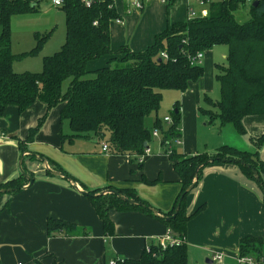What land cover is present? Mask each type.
<instances>
[{
    "label": "trees",
    "instance_id": "trees-1",
    "mask_svg": "<svg viewBox=\"0 0 264 264\" xmlns=\"http://www.w3.org/2000/svg\"><path fill=\"white\" fill-rule=\"evenodd\" d=\"M173 1L169 0L168 5ZM39 2L0 0V117L9 105L16 106L20 113L36 101L46 105L42 119L30 128L25 141L20 140L22 152L27 150V143L34 140L50 109L58 105L62 106L61 120H67L71 129L70 134L63 136L70 140L74 137L94 138L106 141L116 154L142 157L146 153L145 144L152 140L153 130L158 129L163 134L162 145L169 150L173 147V140L181 137L180 102L173 104L172 123L166 128L160 119L148 127L146 119L158 111L165 90L184 92L204 76V66L194 59L197 54L216 45H226L228 49L227 63L216 65L215 78L219 83L220 98L212 100L205 94L210 107H200V112L210 120L218 119L221 124L232 123L243 134L246 133L244 117L264 115V0H260L257 6L249 4L246 22H239L236 17V11L246 5V0H211L207 16L173 22L143 51H134L126 45L116 50L112 48L110 23L120 18L114 0H92L90 6L85 0H62L58 7L65 13V42L59 51L43 57L42 71L17 72L14 62L36 54L51 31L35 34L36 46L30 51L15 54L11 49L10 20L14 14L36 10ZM163 52L167 54L166 58L161 55ZM105 55L110 57L105 65L92 71L88 69L90 61ZM88 73L94 77L85 78ZM69 78V85L62 92V85ZM259 141H264V136L256 143ZM169 155L181 184L169 211H159L151 206L133 188L118 191L142 205L128 203L111 192L103 194L102 191L114 189L110 185L87 190L105 235L115 233V224L109 216V211L115 208L120 211L137 210L166 224L171 235L179 241L165 249L152 243L139 257L119 258L113 264H189L187 224L204 206L188 214L186 204L191 191L188 188L198 184L209 164L236 163L244 175L264 187L261 176L264 174V161L257 151L223 144L212 153L188 155L172 149ZM39 156L44 158L41 154ZM30 158L35 160L37 155ZM49 163L67 179L76 180L58 163L51 159ZM253 168L259 174L258 181ZM29 173L30 177L34 176ZM28 182L22 173L3 183L0 195L15 194ZM47 231L50 236L90 233L86 227L52 217L47 219ZM239 256L261 262L264 260V240L256 236L241 238Z\"/></svg>",
    "mask_w": 264,
    "mask_h": 264
},
{
    "label": "crops",
    "instance_id": "crops-1",
    "mask_svg": "<svg viewBox=\"0 0 264 264\" xmlns=\"http://www.w3.org/2000/svg\"><path fill=\"white\" fill-rule=\"evenodd\" d=\"M152 1L165 4L161 0H147L148 4ZM174 1L171 12L165 7V15L159 11L158 5L148 6L144 16L151 10L153 18L157 16L153 11L155 7L161 19L157 16L158 19L144 32V44L139 46L144 45L142 49L129 44L126 46L134 51H143L150 46L155 36L169 25L166 21L170 15L177 14L181 5L178 0ZM183 1L184 15L181 20L176 19L178 21L189 18L188 0ZM114 2L120 18L110 23L111 46L116 39L130 36L132 27L127 19L132 14L131 9L136 16L139 11L131 6L129 0ZM207 6L199 5L198 13L207 11ZM122 46L125 45L112 48L116 50ZM109 58L105 55L90 61L88 69L92 71L105 65ZM205 78L204 73L201 79L192 83L190 91L181 92V143L173 147L178 153L191 155L200 150L199 126L203 121L200 118L202 106L199 92L202 89L208 91L205 87V80L208 79ZM210 78L211 82L212 73ZM61 107L58 105L50 109L24 152L19 142L25 141L30 128L42 119L46 105L36 101L23 113L16 106L9 105L0 117V186L20 176L22 171L28 176L29 172L34 175L32 184L28 182L15 194L8 192L0 195V264H112L119 258L139 257L144 248L167 233L168 226L137 210L112 208L109 216L115 224V233L105 235L102 222L84 191L109 185L117 190L133 188L141 199L159 211L171 210L181 184L174 161L162 145V137L160 134L153 136L146 148L148 152L142 157L116 154L110 148L104 151L102 145L106 141L79 137L70 140L63 136L70 134L71 129L69 122L60 118ZM154 122L150 116L146 119V126L152 127ZM229 125L232 127L228 130L245 138L248 144L245 150L257 151L264 161V141L256 143L264 136V115L244 117V134L232 123L222 124V134ZM159 137L160 142L156 140ZM213 140L215 147L223 143L238 147L229 144L225 138ZM209 149L212 148L208 146L206 150ZM33 154L37 155L35 160L30 158ZM39 154L44 156L53 171L56 170L49 159L76 180L48 173ZM261 176L264 182V174ZM263 198L258 183L244 175L236 163L218 162L206 166L203 177L187 197L188 214L204 206L187 224L189 264H240V239L256 236L264 240ZM50 217L76 223L86 227L90 233L50 236L47 231V219ZM216 256L220 259H215Z\"/></svg>",
    "mask_w": 264,
    "mask_h": 264
},
{
    "label": "rangeland",
    "instance_id": "rangeland-1",
    "mask_svg": "<svg viewBox=\"0 0 264 264\" xmlns=\"http://www.w3.org/2000/svg\"><path fill=\"white\" fill-rule=\"evenodd\" d=\"M40 1L38 4V7L36 10H28L25 12L17 13L12 15L10 20V29H11V49L12 52L15 54H20L23 52L30 51L36 46V38L35 34L42 33L45 34V32L51 31L48 38L45 40L41 48L38 50L36 54L29 55L22 57L20 60H16L14 63V68L17 72H40L42 71V60L44 56H50L56 53L60 50L61 46L65 42L66 37V24H65V13L61 9V7L54 6L53 0H35ZM150 1V0H148ZM180 8L177 10V14L170 15V18L168 21H166V24H172L173 21H178L176 19L181 20L180 18L184 15V7H185V1L178 0ZM254 1V0H253ZM130 2V1H129ZM128 2V3H129ZM175 2V1H174ZM172 3L168 5V3L160 4L157 3V1H152L148 4L147 0L144 2V7L142 10L138 11V15H135V11L131 9L132 14L128 17L127 23L129 22V25H131V34L129 37L119 38L116 39V43H112V46L114 48H117L121 44H129L130 46L137 47L139 49H142L144 45L140 48L141 44H144V32L153 25V21H156L158 19L157 16L160 17V14L156 10L155 7H153V11L157 16L153 18L152 10L144 16V12L148 8V6L158 5L159 11L165 15V7L170 10L171 6H173L175 3ZM253 3V2H252ZM191 8L194 9L197 13L200 11L199 5L196 3L195 0H190ZM209 10V9H207ZM249 4L246 2V5L241 7L238 11H236V17L239 22H246L249 19ZM133 15V18H132ZM167 17V13H166ZM131 21V22H130ZM165 24V22H164ZM126 25V23H125ZM128 26V24H127ZM2 32V27L0 26V34ZM120 40V41H119ZM121 43V44H120ZM206 52V53H205ZM205 60L203 62L204 67V73H205V80L207 81V84L205 87H207L208 91L202 89L199 94L201 97V106L205 108H209L210 105H208V102L205 101V94H207L212 100H218L220 98V87L219 83L215 78L216 75V65H225L227 63V54L228 49L226 45H216L211 50L205 51ZM94 62V61H93ZM92 65V64H90ZM212 73V80L210 82V74ZM209 75V76H208ZM94 75L92 73H88L85 78H92ZM71 78L64 81L62 85V92H65ZM209 81V82H208ZM194 84V83H193ZM191 84L188 88V91L191 90L192 85ZM212 84V86H211ZM204 91V92H203ZM188 93V92H187ZM183 98V94L177 90H165L163 92V97L160 103V107L158 109V113L152 112L150 116L152 117V120L154 118V121L160 119L163 123V128H166V122L165 118L167 116H171V111L173 110V104L179 100L181 103ZM57 107V106H56ZM213 110H216L214 107H211ZM157 114V115H156ZM149 116V119H150ZM166 116V117H165ZM200 118L202 119V123H200L199 126V151L197 153H212L214 152L219 146H214V140L219 138H225L229 144H233L238 146L240 149H247L248 144L243 138L241 134L233 133L232 130L229 127H232L231 125L226 126L224 129V133L222 134V124L221 122L216 120H210L207 115H200ZM149 121V120H148ZM221 127V128H220ZM232 129V128H231ZM236 129V128H235ZM160 137L163 138V134L161 130H159ZM153 137V136H152ZM156 138V140H161V138ZM156 140H154L156 142ZM154 143V142H153ZM224 144V143H223ZM173 147L177 144L173 143ZM210 146L209 151L206 150V148ZM172 147V149H173ZM209 264V263H208Z\"/></svg>",
    "mask_w": 264,
    "mask_h": 264
},
{
    "label": "built area",
    "instance_id": "built-area-1",
    "mask_svg": "<svg viewBox=\"0 0 264 264\" xmlns=\"http://www.w3.org/2000/svg\"><path fill=\"white\" fill-rule=\"evenodd\" d=\"M91 1L92 0H85V3L87 6H90L91 4ZM130 1V4L131 6H133L135 9H139L141 10L143 7H144V2L146 0H129ZM163 3H167L169 0H161ZM196 3L198 5H201V6H207L209 5V2L211 0H195ZM246 2L248 4H251L253 2V0H246ZM53 4L55 6H60L62 4V0H53ZM208 7V6H207ZM188 10H189V18L188 19H193V18H196V17H204V16H207L208 15V10H203L201 11L200 13H197L194 9L191 8V4H190V0H188ZM117 21H119V18L116 19ZM161 55L163 57H167V54L165 52L161 53ZM203 59V53L201 54H197L196 58L194 59V62H197V63H201ZM165 122L169 125L172 123V118L171 117H166L165 118ZM152 135L153 136H157L159 135V130L158 129H154L153 132H152ZM173 143L175 144H180L181 143V137H178V138H175L173 140ZM109 145L105 142L103 143L102 145V149L104 151H108L109 150ZM149 149H146V153L148 152ZM172 151V148H170L168 150V153ZM145 153V154H146ZM161 248L165 249L168 245H173V244H178L179 241L178 239L174 238L171 233H170V230L168 229L167 233L165 235H163L162 237H160L158 239V241L156 242ZM239 263L240 264H264V260H262L261 262H256L255 260H253L252 258L250 257H239ZM215 259L219 260L220 259V256H216ZM114 263V262H113ZM112 263V264H113Z\"/></svg>",
    "mask_w": 264,
    "mask_h": 264
},
{
    "label": "water",
    "instance_id": "water-1",
    "mask_svg": "<svg viewBox=\"0 0 264 264\" xmlns=\"http://www.w3.org/2000/svg\"><path fill=\"white\" fill-rule=\"evenodd\" d=\"M259 2H260V0H254L253 3H252V5H253V6H257ZM33 4H34V3H33ZM33 4H32V5H33ZM147 147H148V145H147V143H146V144H145V148H147ZM41 159H42L43 161H45V166H46V168H47L48 171H50V172L53 173V174L63 175V174L60 173V172L53 171V170L50 168V166H49V164H48V161H46V159H44V158H41ZM199 167H200V166H199ZM199 167H198V168H199ZM252 172H253V174H254L255 179L258 181L260 178H259V174H258V172L256 171V169L253 168V169H252ZM22 173H23V174L29 179L30 184H32V183H33V178L30 177V176H28V175H27L25 172H23V171H22ZM63 176L66 177L65 175H63ZM66 178H67V177H66ZM260 187H261V189H262V192L264 193V187H262L261 184H260ZM192 188H193V185H191V186L188 188V191H190ZM107 192H111V193H114L115 195H118L121 199H123L124 201H126V202H128V203H131V204H137V205H142L141 202H138V201H136V200H133V199H129V198H127L126 196H124L123 194H121L120 191H118L117 189L102 191L103 194H104V193H107ZM84 194L87 195L88 192L84 191ZM155 212L157 213L156 210H155Z\"/></svg>",
    "mask_w": 264,
    "mask_h": 264
}]
</instances>
